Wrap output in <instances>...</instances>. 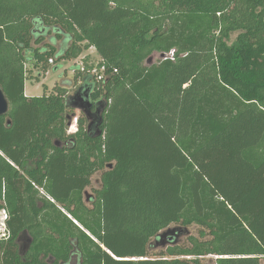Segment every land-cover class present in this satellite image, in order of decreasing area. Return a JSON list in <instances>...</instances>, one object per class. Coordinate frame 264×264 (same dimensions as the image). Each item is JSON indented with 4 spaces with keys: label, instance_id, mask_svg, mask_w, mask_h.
<instances>
[{
    "label": "trees",
    "instance_id": "16d2710c",
    "mask_svg": "<svg viewBox=\"0 0 264 264\" xmlns=\"http://www.w3.org/2000/svg\"><path fill=\"white\" fill-rule=\"evenodd\" d=\"M92 46L101 61L74 66V95L72 79L25 95L26 64L40 81L51 58L57 69ZM0 86L10 101L0 207L12 231L0 264H47L43 251L70 264L73 247L79 264H264V0H0ZM77 93L91 106L68 133ZM56 141L70 147L64 157ZM96 172L90 207L83 189ZM45 176L61 205L51 211L37 200ZM173 224L198 232L151 256ZM38 226L52 233L39 239ZM25 229L37 238L24 261Z\"/></svg>",
    "mask_w": 264,
    "mask_h": 264
},
{
    "label": "flooded vegetation",
    "instance_id": "af4514ba",
    "mask_svg": "<svg viewBox=\"0 0 264 264\" xmlns=\"http://www.w3.org/2000/svg\"><path fill=\"white\" fill-rule=\"evenodd\" d=\"M91 106V105H90ZM89 106V107H90ZM89 115V113H88ZM74 123V121H72V124ZM95 120L92 119L90 121V128L89 130L92 128V126L94 125ZM71 128V127H70ZM70 131H72V129H70ZM73 132V131H72ZM75 132V131H74ZM55 148L58 149L59 155L61 157H64V154H66V152L70 149V147H68L67 145H65V142H61V141H56L55 142ZM51 152V151H50ZM49 152V153H50ZM1 155L5 156L6 154H4V152H0ZM43 160V156L40 154L38 157V162ZM38 162L35 163H29V165H33L34 166V170L33 172L37 173V175H39V168L38 167ZM13 164V163H12ZM31 167V166H30ZM46 173V170L43 169V173ZM45 182L40 185L38 183L35 184V188L38 190L37 196H38V205L39 207L44 210V211H51V210H55L53 207H56L57 209L60 208V203L59 200L57 198H55L53 196V194L49 191V189H47L46 185H47V176H45ZM102 186V182H101V172H96L92 178H91V184L89 186H87L86 188L83 189V201L84 203L88 206V203H92V206L94 205V203L97 200V196L98 193L97 191L101 188ZM97 188V189H96ZM92 189L93 193L89 194L88 190ZM56 193H60V189H58V191ZM85 195V197H84ZM2 197H6V186L5 184L3 185L2 188ZM2 203H4V200L2 199L1 201ZM48 202L51 204H48ZM1 208H6L4 205H2ZM9 212V209L6 208ZM10 214V212H9ZM11 218V214L9 219ZM8 229H9V236L7 238H3L0 239V242H6L8 240H10L12 238V231L10 229L9 226V220H8ZM34 229V233L38 234V238H48L49 236L46 235V233H52V229L50 227H33ZM55 238H59V235L54 233ZM36 235L33 234V231L31 232L28 229H25L24 231L20 232L17 237L15 238V241L18 244V252L20 254V256L22 257V259L25 261V259L34 254V250L32 251V245L36 239ZM33 252V253H32ZM39 257L41 259H45L47 264H64L65 263V259L64 258H59L57 259V256L53 255L52 253H49L48 255L45 254V252H40ZM82 258H83V253H81L80 249L78 247H73L70 251V259H69V263L70 264H79L82 263Z\"/></svg>",
    "mask_w": 264,
    "mask_h": 264
},
{
    "label": "rangeland",
    "instance_id": "374dc122",
    "mask_svg": "<svg viewBox=\"0 0 264 264\" xmlns=\"http://www.w3.org/2000/svg\"><path fill=\"white\" fill-rule=\"evenodd\" d=\"M236 35L237 33H234L232 35V39H235L236 38ZM155 53V52H154ZM160 53V52H159ZM153 55V53H152ZM85 59H87V63H94L95 65L101 61V57L100 55L98 54L97 50L93 47L91 48V50H85L81 56L79 58L76 59H71V60H63L62 61V67L55 71L53 69V67H55V63L54 64H51L50 62V71H49V74L45 80V82L47 83V86L49 88H51L50 86H53L54 83H57V82H60L61 84L66 82V81H69L70 79H72V83L67 86V90H68V94L70 95H74L76 90L78 89L77 87L80 85V81H75L74 80V76H75V73L78 72V68H74V66L78 65L81 63V62H86ZM159 56L156 57L155 61L159 60ZM58 64V62L56 63V65ZM26 69H27V77L28 79L26 80V90L29 94L31 95H43L44 92H46L47 94H50L52 91H53V88L51 90H48L46 89V91L42 88V81L41 82H38V71L31 68V65L30 64H26ZM43 74L40 75V79L42 77ZM48 90V91H47ZM80 102H77L75 104V112H74V115L76 117H80L81 115H83V111L77 107V106H80ZM74 125L71 124L68 130V133H73L74 131H76L77 128L73 127ZM70 129H72V131H70ZM97 189V188H96ZM88 193L91 194L93 193V190L92 189H89L88 190ZM85 197V195H84ZM88 206H92V203H88ZM62 211L72 219L71 215L68 214V212L61 208ZM75 223V222H74ZM79 226H81L79 223L77 224ZM176 225H171L170 227H175ZM190 230V234H185L183 236H181L179 238V244H184V245H187L189 243V236L192 235V234H197V226H191L188 228ZM170 245V241H166L164 243H158L157 246L152 250V255L151 256H157L156 253H159L161 250H165L167 248V246ZM112 255V254H111ZM183 258V257H182ZM186 258H189V257H186ZM217 258V256H214V255H208V256H204L202 259V262L203 264H216V261L215 259Z\"/></svg>",
    "mask_w": 264,
    "mask_h": 264
},
{
    "label": "water",
    "instance_id": "95a60500",
    "mask_svg": "<svg viewBox=\"0 0 264 264\" xmlns=\"http://www.w3.org/2000/svg\"><path fill=\"white\" fill-rule=\"evenodd\" d=\"M174 50H172L170 53L167 52H155L153 55H151L148 59V63L152 64L156 57L159 56L160 59H166L170 56H173ZM78 100L81 101L79 107L82 111L85 109V106H90V102L84 101V98L81 97L78 93L75 95ZM10 110V101L7 98L6 94L4 93L2 87L0 86V116L7 115ZM185 234H190V230L188 228H183L180 226L175 227H169L166 230L162 231L158 236V243H164L166 241H171L174 238L173 244H177L179 242V238ZM105 250L106 248L101 245ZM108 251V250H107ZM109 252V251H108Z\"/></svg>",
    "mask_w": 264,
    "mask_h": 264
},
{
    "label": "built area",
    "instance_id": "2783aa9c",
    "mask_svg": "<svg viewBox=\"0 0 264 264\" xmlns=\"http://www.w3.org/2000/svg\"><path fill=\"white\" fill-rule=\"evenodd\" d=\"M49 62L51 64H54V59L51 58L49 60ZM79 69L81 71H84L85 70V64H84V62H81L79 64ZM104 71H105V67H102L101 69H98L97 67H94V69H92L91 72L96 75V78L99 81V80L103 79ZM73 125H74L73 127L77 128V117H74V123H73ZM9 217H10V214H9L8 210L6 208H1L0 207V239L7 238L9 236V234H10L9 229H8V220H9ZM72 220L75 223L78 224V222L74 218H72Z\"/></svg>",
    "mask_w": 264,
    "mask_h": 264
},
{
    "label": "crops",
    "instance_id": "0c3cea01",
    "mask_svg": "<svg viewBox=\"0 0 264 264\" xmlns=\"http://www.w3.org/2000/svg\"><path fill=\"white\" fill-rule=\"evenodd\" d=\"M91 48H93V46L92 47H90V48H88V50H91ZM95 48V47H94ZM96 49V48H95ZM77 60V59H76ZM92 64V63H91ZM55 65V67H56V64H54ZM61 65H62V62H61ZM55 67H53V69L55 70V71H57V70H59L61 67H59V68H55ZM49 71H50V68L48 69V71L47 72H45V73H43V75H42V77H41V79H40V81H38V82H41L42 81V88L44 89V86L46 87V89H48L49 87L47 86V83L45 82V80H46V78H47V76H48V74H49ZM55 84L56 83H54L53 84V86H50L51 88H49L48 90H51L54 86H55ZM47 90V91H48ZM25 95L26 96H29V97H32V96H38V95H31V94H29L28 92H27V90H26V82H25ZM40 96V95H39Z\"/></svg>",
    "mask_w": 264,
    "mask_h": 264
},
{
    "label": "clouds",
    "instance_id": "9594fccd",
    "mask_svg": "<svg viewBox=\"0 0 264 264\" xmlns=\"http://www.w3.org/2000/svg\"><path fill=\"white\" fill-rule=\"evenodd\" d=\"M77 224V223H76Z\"/></svg>",
    "mask_w": 264,
    "mask_h": 264
}]
</instances>
